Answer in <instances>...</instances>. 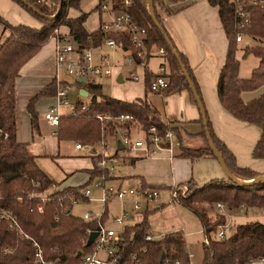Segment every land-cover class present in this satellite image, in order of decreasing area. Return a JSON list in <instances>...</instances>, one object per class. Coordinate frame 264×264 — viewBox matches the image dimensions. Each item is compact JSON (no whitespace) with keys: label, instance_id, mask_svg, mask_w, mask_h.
Segmentation results:
<instances>
[{"label":"trees","instance_id":"obj_1","mask_svg":"<svg viewBox=\"0 0 264 264\" xmlns=\"http://www.w3.org/2000/svg\"><path fill=\"white\" fill-rule=\"evenodd\" d=\"M18 1L41 19L43 25L39 28L26 24L15 25L0 15V22L10 31L8 37L0 43V176L2 178L0 207L14 214L23 231L42 243L46 258H60L59 264H80L81 256H78L77 253L80 250L86 252L90 249L85 241L87 239L86 230L88 227H97L98 219L88 220L84 216L73 213L72 208L75 204L73 199H88L83 195V188L104 171L96 165L89 171L90 178L85 184L64 187L60 186L63 181H57L50 177L39 165L35 155L29 152L27 143L18 140L15 83L23 64L50 40L57 27L66 26L75 40L81 43V46L99 44L105 37V33L100 27L95 30H89L86 27L85 21L88 12L81 10L79 15L71 16L69 14L71 8L81 9L83 0H63L59 14L53 19L39 15L21 0ZM59 1L56 0L58 5ZM167 1L179 2L182 0H152L154 11L178 48L203 99L189 59L186 53L179 48L160 11L163 9L168 15L174 13L173 9L166 4ZM208 1L217 7L229 40L226 61L217 84L219 99L234 116L261 128V135L254 147L253 156L264 158V92L247 101L242 96L243 91L254 90L264 84V5L248 4L252 18L246 37L252 41L258 40L259 43L245 44L246 54L244 56L250 52L254 53L260 58V62L253 69L251 76L242 77L239 75L240 60L237 57L239 41L235 36L233 2L232 0ZM30 2L46 14L56 13L50 11L48 4L44 2L37 0H30ZM147 2L148 0H132L129 9L134 19L147 28L148 46L164 45L168 49L170 84L164 92L170 94L187 88L190 90L193 101L198 105L176 56L153 20ZM109 35L125 39L126 46L130 47L131 42L127 34L111 33ZM152 75L153 70L147 66L145 78L149 91H153L150 85ZM78 83L87 88L89 97L86 101L84 99L86 97L80 95L82 99L77 103L78 112L61 116L56 129L60 139L94 145L104 137H115L118 134L117 126L121 129H131L132 126L138 124L136 126L147 131L155 126L160 133L173 129L182 141L183 134L180 127L175 125L172 119L164 120L159 108L148 98L130 101L105 94L102 84L95 78L86 80V82L78 81ZM58 87V83L53 81L29 102L28 110L36 134L40 130L38 113L34 107L35 102L39 97L56 94ZM84 104H88L89 109L84 111ZM98 112L129 113L133 119L116 124L110 122L106 125L97 118ZM200 120L203 122L202 116ZM208 120L214 141L232 172L242 179H252L262 174L250 167L240 166L234 151L214 131L209 114ZM202 134L206 138L205 130L202 131ZM180 154L193 160L207 156L217 158L208 142L201 147H188L182 144ZM129 160L134 163L137 156L130 155ZM142 182L144 186H155L149 185L145 181ZM187 182L190 184L189 192L173 196V201L191 209L201 221L205 235L204 258L201 264H247L251 258H259L264 255V222L258 220L240 222L228 237L219 239L216 232L219 225L227 221V216L217 210L216 217L212 218L209 215L210 208L207 207V205H214L217 202H226L231 210L240 209L243 206L264 208V181L241 184L228 177L227 179L216 177L201 185L194 179ZM156 187L160 188V186ZM48 190L50 192L43 199L41 194ZM40 205L43 207L42 211L39 210ZM101 218L106 220L107 213ZM148 234H152L148 215L143 214L140 221L127 224L122 240L126 253L139 252L142 264H192L183 229L170 231L153 240L146 239ZM30 237L23 235L18 228L11 227L8 219L1 218L0 264H33L34 248ZM163 252L166 255L161 262Z\"/></svg>","mask_w":264,"mask_h":264},{"label":"crops","instance_id":"obj_2","mask_svg":"<svg viewBox=\"0 0 264 264\" xmlns=\"http://www.w3.org/2000/svg\"><path fill=\"white\" fill-rule=\"evenodd\" d=\"M167 2H169L174 11L170 15V18L166 19L168 25L174 26L170 31L179 48L186 53L189 59L190 66L199 83L214 131L234 151L237 163L240 166H247L264 173V158H256L253 156L254 147L261 135V128L254 123L234 116L224 107L218 96L217 84L226 61L229 40L217 7L209 3L208 0ZM0 15L15 25L26 24L36 28L43 25L39 18L30 14L17 0H0ZM0 24L2 26L0 35L1 43L8 37L10 31L1 22ZM95 29L93 28L92 30ZM55 42L56 40L52 36L20 69V74L15 83L17 137L19 141L27 143L29 152L35 155L37 162L46 173L44 160L50 158L56 162L63 173L60 178L61 180H59L63 181L60 185L61 187L78 184L76 182H79V185H81L89 180V171L96 166L94 159L96 154L91 152L92 150L88 147L77 148V141L75 140L60 139L56 132L57 127L50 123L45 124L46 118H41V115L43 113L45 114L55 104L56 94L39 97L35 102L34 107L38 113L40 130L37 134L34 133L31 114L28 110L31 99L53 81L57 83L60 81H69L71 88L74 87L77 90L75 103H78L82 99L80 95L86 97L84 98L86 101L88 100L89 94L87 96L81 94V92H84L83 88H86L83 84L78 83V81H83L82 79L75 77L70 81L71 79L61 77V71L63 69L57 64ZM118 55L122 61V53ZM152 58L149 61V67L154 71L157 67L154 68L152 66ZM259 62L260 58L258 57V62L250 69L251 72L249 75L248 73L247 75L241 74L240 69L239 75L242 77L251 76L253 69L259 65ZM125 66L131 70L130 66ZM122 68L118 69L114 76L107 77H113L112 79L116 78L119 81L121 74L122 81L120 82H124V79L128 77L121 72ZM138 68H143L146 75V68L144 66H139ZM102 76L105 75H100L95 79L99 82L98 78ZM140 80L132 81L136 85L138 82H142ZM144 84L146 87V78ZM142 92L133 95L113 94L112 96L130 101L138 98H147V96H142ZM151 92L156 93V95L150 101L159 108L163 119L166 121L170 119L174 120L175 125L179 126L182 130V144L184 146L201 147L207 144V140L202 134L204 125L200 120L202 116L201 110L193 101L189 89L184 88L179 92L170 94L157 91ZM263 92L264 85L254 90L243 91L242 96L247 101L259 96ZM159 96L161 99H159ZM47 125L53 128L50 133L48 132ZM113 138L115 139V137ZM64 141H72L77 153L64 154L62 152V144ZM116 141L110 142L109 140L112 150H116L117 152L119 147ZM94 147L97 148L96 145ZM78 151L81 153L78 154ZM180 153L181 147H174L173 150L162 149L151 156L138 155L130 153L129 151L123 156L116 155L117 159H121L128 167L126 168L127 173L122 174L119 172L114 176L122 184L127 180L136 181L137 183L134 184H143L142 181L151 185L160 184L169 193L170 187L182 184L190 179H194L200 185L216 177L227 179V175L216 157L207 156L193 160L189 157L182 156ZM77 154L78 156H75ZM130 155L137 156V160L134 163L130 162ZM79 156H84L85 158ZM165 169L168 171L166 177L163 176ZM47 174L49 175V173ZM242 208L246 207L243 206ZM145 212L147 211L139 213L142 216L141 219ZM195 216L198 218L196 214ZM198 220L200 221L199 218ZM172 228L169 231L177 229H183L185 231L184 225ZM200 230L203 231V227ZM187 247L192 254V264H201L204 258L203 244L201 251L196 246H193L191 242H187Z\"/></svg>","mask_w":264,"mask_h":264},{"label":"built area","instance_id":"obj_3","mask_svg":"<svg viewBox=\"0 0 264 264\" xmlns=\"http://www.w3.org/2000/svg\"><path fill=\"white\" fill-rule=\"evenodd\" d=\"M44 2L45 0H37ZM132 0H99L97 8L100 13L105 14L106 18L101 20L98 27L105 33L103 40L95 46H81V43L75 40L69 29L67 31L59 26L55 30L53 37L55 38V52L57 64L66 73L77 78L94 79L100 75L113 76L118 69L123 65L130 66V77L133 80L140 79V75L136 72L139 66L145 68L149 66V61L152 57H161L157 68L153 71L150 78L151 90L157 92H164L170 84V69L167 62L168 49L164 45L148 46V30L145 26L139 24L133 17L129 6ZM234 5V27L235 36L238 41L250 42L247 38V30L251 25L252 12L248 8V4H262L264 0H232ZM48 4V2L46 1ZM124 33L127 34L131 42L130 47L126 46L125 39L116 38L109 34ZM122 53L123 60L119 58ZM58 90L56 93L55 104L45 112L47 121L58 126L61 116L64 114L62 108H68L70 111L65 114H75L78 112L77 103L73 104L70 100L71 85L68 81L58 82ZM89 109L88 104L83 105V110ZM104 124L113 122H124L133 119L129 113L113 114L109 112H98L96 114ZM135 123V122H134ZM133 127V126H132ZM131 127V128H132ZM118 134L115 136V141L118 138L125 144V148L130 150V153L151 156L162 149L173 150L174 147H181L182 141L173 129H168L164 133H160L155 126H152L149 131L140 128L139 135L134 136L130 129H121L116 127ZM116 141V142H117ZM100 149L97 150L99 157L96 165L104 171V174L97 177L93 183L96 187L101 189L100 199L105 205L110 200H118L122 204L121 213L112 217L113 222L119 228L109 225V215L106 220L101 217L107 212L104 210L100 214H95L92 211L84 213V218L90 220L97 218V227H88L86 230L87 239L90 233L94 230L97 235L92 242L88 251H82L80 264H142V259L139 252L130 251L126 253L122 245L123 232L125 230L124 220L133 217L135 214L160 207L166 201L160 198L159 187L144 186L143 184H129L124 183L115 185H108L107 180L114 177L115 171V156L112 152V146L106 138L100 141ZM77 148L88 147L94 152V145H86L81 141L76 143ZM109 174V176H108ZM2 178L0 176V182ZM50 190L42 193L44 199ZM83 195L89 198L92 194L90 184L85 186L82 190ZM171 200L173 196L177 195L176 190L170 189ZM79 200L73 199L76 203ZM131 203V209L127 208V203ZM217 209L219 212L230 215L232 211L226 202H217ZM39 210H43L42 205ZM6 218L9 220L10 226L18 228L23 235L30 237L23 231L18 219L10 211L0 207V219ZM228 220V219H227ZM230 223L219 225L216 236L219 239H224L229 236ZM34 253L32 257L33 264H59L60 258L48 259L45 257V251L42 243L30 237ZM156 238L154 234H148L147 240ZM87 239L85 240L87 242ZM143 250V249H141ZM190 257L192 254L189 252ZM247 264H264V255L259 258H251Z\"/></svg>","mask_w":264,"mask_h":264},{"label":"rangeland","instance_id":"obj_4","mask_svg":"<svg viewBox=\"0 0 264 264\" xmlns=\"http://www.w3.org/2000/svg\"><path fill=\"white\" fill-rule=\"evenodd\" d=\"M18 1V0H17ZM30 1V0H29ZM43 1V0H42ZM46 1L48 2V7L50 8V11H55L57 12L58 10V3L56 2V0H45L44 3H46ZM99 0H83L81 3V9H76V8H71L69 10V14L71 16H76L79 15L81 10L88 12V16L87 19L85 21V25L88 29H95L99 26L101 20H104L106 18L105 14L100 13L98 8H97V4H98ZM19 2V1H18ZM19 4L25 8L28 12H30L22 3L19 2ZM47 4V3H46ZM148 4V2H147ZM166 4L168 6L171 7V5L169 4V2H166ZM148 9H149V4H148ZM162 13V16L164 17V21L168 27V29L172 30L174 28V26H170L168 25L167 22V18H170V15H168L163 9L160 10ZM30 14H32L30 12ZM33 16H35L34 14H32ZM37 17V16H35ZM38 18V17H37ZM41 22L42 20L39 19ZM62 29L67 31V27L66 26H62ZM1 31H2V26L0 24V35H1ZM251 43V44H250ZM259 41L258 40H250L249 43H246L244 41H239L238 43V50H237V57L240 60V73L241 74H246L248 73V75L250 74L252 67L256 65V63L258 62V56H256L254 53H248L246 56H244L246 54L245 52V44H250V45H254V44H258ZM161 60L160 57H153L151 60V64L154 68H156L159 64V61ZM122 70L121 72L124 73L125 76H127L128 78L130 77V69L128 67H126L125 65L122 66ZM129 70V71H128ZM136 72L140 75V81L142 82H138L136 85L135 83H133V79H128L125 78L124 82H120L118 81L116 78L112 79L113 77L109 78L107 76H102L99 77L98 80L100 83H102L103 86V92L105 94H109V95H113V94H139L140 92H142V96L145 97L147 96V98L149 100L153 99L156 95V93L149 91L144 84L145 81V70L143 68H137ZM114 76V75H113ZM61 77L63 78H68L71 79L70 81L73 80V76H71L70 74L66 73L64 70L61 71ZM69 82V81H68ZM264 85V84H263ZM70 100L73 104H75V95L77 94V90L76 88L72 87L70 88ZM147 94V95H146ZM159 99H161V97L159 96ZM70 110L68 108L63 107L62 108V112L65 114L67 112H69ZM45 114L43 113L41 115V118H45L44 117ZM44 121V120H43ZM49 124V122L45 119V124ZM138 125V124H136ZM134 125L131 129L130 132L134 135V136H138L140 131L139 129L141 128L140 126H136ZM48 127V132L50 133L51 130L53 128H51V126L47 125ZM106 138V140H110V142H114V138L113 136H109L108 137H104ZM65 142V141H64ZM63 142L62 144V152L64 154H70V153H77L76 149L74 148L75 145L72 141H66L65 143ZM100 142H97L96 145L97 148L95 147V150L93 153H95V163L97 162V158L99 157L97 154H99L97 152V150L100 149V147L98 146ZM114 146H116L114 144ZM115 148V147H114ZM75 149V150H74ZM86 149V148H85ZM130 152V150H128ZM127 148H123V149H119L117 150H112V152L114 153L115 156V171L114 174L116 175L117 173L121 172L122 174L127 173L126 172V168L128 167L126 163H123L122 160L117 159L116 155H120L123 156L124 154L128 153ZM92 152V151H91ZM81 153L80 151H78V154ZM86 153V152H84ZM75 155V156H78ZM81 158H85L84 156H79ZM44 166L46 168L47 173H49V175L51 177H54L55 180L59 181L61 180L60 178L62 177V171L59 169L58 165L56 164V162L52 159H45L44 160ZM167 170L165 169L163 171V176L166 177L167 174ZM104 172L101 174L103 175ZM100 175V176H101ZM115 177V178H114ZM114 177H110V179L107 180L108 185H119L121 182L117 180L116 176ZM75 181V180H74ZM78 184L75 185H79V182H76ZM137 183L136 181H132V180H127L125 181V185H129V184H134ZM151 185V184H149ZM155 186H161L159 193H160V198L164 201H166V203H164L163 205H161L160 207H156L153 208L151 210H147V212H145V215H148L149 217V223H150V231L152 234H154L156 236V238L162 237V235H164L165 233L170 232L169 230L172 227H181L182 225H184L185 228V235H186V239L187 242H191L193 243V246H196L200 251L202 248V244L203 241L205 240V235L203 233V231H201L200 229L201 227V223L198 220V218L195 216V213L191 210L188 209V207L182 205L181 203L177 202V201H173L171 200V195L170 193L167 191L166 188H162L163 185L160 184H152ZM189 187L190 184L188 182H184L182 184H178L176 186H172L170 187V189L176 190L177 195L178 194H187L189 192ZM90 188L92 189V194L91 196L86 199V200H79L78 202H76L72 208V212L83 216L85 212L87 211H92L95 214H100L101 212H103L104 210L107 212V214L110 216L109 217V225H111L112 227L115 228H119V226L117 224H115L113 222L112 217L115 215H118L121 213V208H122V204L118 201V200H110V202L105 205L100 199H98L101 196V189L96 187L94 185L93 182L90 183ZM166 204V205H165ZM165 205V206H164ZM164 206V207H163ZM163 207V208H161ZM208 208H210L209 210V215L212 218L216 217V213H217V204L215 203L207 205ZM127 208L131 209V203L128 202L127 203ZM227 216V221L230 223V231L229 233H231L232 231H234L237 227V225L242 222V221H251V220H258L261 222H264V208L263 207H246V208H240V209H233L230 212V215L226 214ZM142 216L139 215V213H137L135 215V217H129L126 218L124 220V224H133L137 221H139L141 219ZM173 229V228H172ZM172 231V230H171Z\"/></svg>","mask_w":264,"mask_h":264},{"label":"water","instance_id":"obj_5","mask_svg":"<svg viewBox=\"0 0 264 264\" xmlns=\"http://www.w3.org/2000/svg\"><path fill=\"white\" fill-rule=\"evenodd\" d=\"M25 5H27L29 8H31L32 10H34L35 12H37L39 15L45 17V18H50V19H53L55 18L60 10H61V7H62V3H63V0H60L59 1V6H58V10L55 14L53 15H49V14H46L44 13L43 11L39 10L33 3H31L29 0H21ZM152 0H148V4H149V11L153 17V20L155 22V24L159 27V29L162 31V34L164 36V38L166 39L168 45L170 46L171 50L173 51L174 55L176 56L180 66H181V69L185 75V78L195 96V99L197 100L198 102V106L201 110V115H202V118H203V125H204V130H205V134H206V139H207V142L210 146V148L213 150L214 154L217 156V159L219 160L222 168L224 169L227 177L230 179V180H233V181H236L238 183H241V184H250V183H256V182H260V181H264V173L252 178V179H242V178H239L237 177L233 172L232 170L230 169V167L228 166L223 154L221 153L219 147L217 146V144L215 143L214 141V138L212 136V133L210 131V127H209V120H208V114H207V110H206V106H205V103L203 101V99L201 98V95L198 91V88L194 82V80L192 79V76H191V73L190 71L188 70L178 48L176 47L174 41L172 40V38L170 37L168 31L164 28V26L161 24V22L159 21V19L157 18L156 16V13L154 11V7H153V4H152ZM82 79L83 81H86V78H80ZM119 81H122V77H121V74L119 76ZM84 92H81V94H84L85 96H87L89 93H88V90L86 88H83ZM118 147L120 149H123L125 148V144L122 142V140L120 138H118ZM97 235V231L94 230L90 233L88 239H87V242H86V245L89 246L92 244V242L94 241L95 237ZM78 256H81L82 255V250H80L78 253H77ZM165 252L162 253V256H161V262L163 261V259L165 258Z\"/></svg>","mask_w":264,"mask_h":264}]
</instances>
